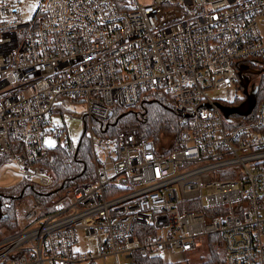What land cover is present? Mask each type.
<instances>
[{"label":"built area","instance_id":"obj_1","mask_svg":"<svg viewBox=\"0 0 264 264\" xmlns=\"http://www.w3.org/2000/svg\"><path fill=\"white\" fill-rule=\"evenodd\" d=\"M242 67L264 73V0H0V155L17 144L11 163L48 184L38 162L66 133L53 117L71 101L96 177L51 203L28 200L24 223L0 237V264L178 262L205 245L206 264H264V98L246 117L220 108L246 100ZM148 90L170 97L175 147L130 127L101 161L109 147L93 122ZM234 90L233 102L216 97Z\"/></svg>","mask_w":264,"mask_h":264},{"label":"trees","instance_id":"obj_2","mask_svg":"<svg viewBox=\"0 0 264 264\" xmlns=\"http://www.w3.org/2000/svg\"><path fill=\"white\" fill-rule=\"evenodd\" d=\"M259 78L261 82L257 94L258 100L264 98V75ZM169 99V95L161 91H145L134 106H116L110 119L95 120L94 135L104 141L116 155L118 133L125 128L136 127L144 138L153 140L160 151L164 147L162 143L164 138L166 136L172 138L168 149L170 150L175 147V140L182 131V127L178 115L167 105ZM18 148L17 144L13 145L10 152L0 155V169L11 163V156L17 152ZM38 165L50 171L52 179L48 184H40L23 177L13 186L0 187V237L18 229L17 203L21 200L30 196L38 203L48 204L76 186L88 185L95 181V155L88 135V126H85L78 143L74 144L67 139L63 144L48 147L47 155L38 162ZM2 228H5L3 233H1ZM193 254L198 261L195 263L191 259V254L188 259H185L184 264L212 262L210 245H205L202 250ZM136 261L137 264H180L179 261L183 260L166 263L160 257H138Z\"/></svg>","mask_w":264,"mask_h":264},{"label":"rangeland","instance_id":"obj_3","mask_svg":"<svg viewBox=\"0 0 264 264\" xmlns=\"http://www.w3.org/2000/svg\"><path fill=\"white\" fill-rule=\"evenodd\" d=\"M29 10L32 12L34 9L33 8H29ZM255 82H257L260 86V78H255L254 79ZM241 95H243L242 91L238 90V91H231L229 93L226 92H217L216 93V97L219 98H224V99H231V101H235L236 98H240ZM239 105L238 103H236L235 105H231V106H237ZM84 113V108L83 106L75 103V102H67L66 103V107L63 111V113H58L57 115H55L53 117L54 121L59 123V124H63L66 126V133L64 135H61L59 137V139H52V138H48L46 140V145L48 146H54L57 143L59 144H63L66 140V137L72 141L74 144L78 143V141L81 139L83 131L85 129V122L84 119H82V115ZM73 116V117H72ZM89 137L90 134L88 133ZM97 138V137H96ZM176 138V137H175ZM174 138V140H175ZM98 139V138H97ZM172 138L170 137H165L164 141L162 142L164 147L161 148V151H166L170 148L171 142H172ZM173 145V144H172ZM108 147V146H107ZM98 157L100 158L101 161H105V162H112L111 159H115V154L114 152L108 148H98ZM110 152V154H109ZM106 155V156H105ZM108 155V160H106ZM111 157V158H110ZM26 176L25 172L21 169V167L15 163H9L4 165L1 169H0V187H10L15 185L17 182L21 181L23 179V177ZM44 175L41 172H38L37 175L35 176V178H33L34 181L40 182L41 178H43ZM32 197H27L23 200H21L20 202H18V229L20 227L21 224L24 223L23 220V211L25 209V204L28 202V200H32ZM17 229V230H18ZM5 232V228H2L1 233ZM121 263H125L126 260H124V257L121 256ZM183 261H179L180 264H184L185 260L183 259V256H181L180 258ZM191 259L195 261V263L198 261V258L192 254L191 255ZM166 263L170 262L169 259H164ZM96 264H116L115 259L114 258H109L106 262H103L102 260H97L95 261ZM84 264H89V263H84ZM94 264V263H93Z\"/></svg>","mask_w":264,"mask_h":264},{"label":"water","instance_id":"obj_4","mask_svg":"<svg viewBox=\"0 0 264 264\" xmlns=\"http://www.w3.org/2000/svg\"><path fill=\"white\" fill-rule=\"evenodd\" d=\"M262 71H252L249 72L246 67H242L239 72L241 86L243 87V93L246 96V100L240 104L238 107H222V111L224 112V115L226 118H229L230 116H249L253 112V108L256 104L257 100V92L258 87H254L252 90H249L250 82L247 80V78L244 76L245 74H255L260 75Z\"/></svg>","mask_w":264,"mask_h":264},{"label":"flooded vegetation","instance_id":"obj_5","mask_svg":"<svg viewBox=\"0 0 264 264\" xmlns=\"http://www.w3.org/2000/svg\"><path fill=\"white\" fill-rule=\"evenodd\" d=\"M264 75V73H261L260 75H255V74H252V75H248V81H251V83L255 82L254 79L255 78H259L260 76ZM250 83V84H251ZM250 87V85H249Z\"/></svg>","mask_w":264,"mask_h":264},{"label":"crops","instance_id":"obj_6","mask_svg":"<svg viewBox=\"0 0 264 264\" xmlns=\"http://www.w3.org/2000/svg\"><path fill=\"white\" fill-rule=\"evenodd\" d=\"M124 260H126L125 257H124ZM126 261H127V260H126ZM126 261H125V262H126Z\"/></svg>","mask_w":264,"mask_h":264},{"label":"bare ground","instance_id":"obj_7","mask_svg":"<svg viewBox=\"0 0 264 264\" xmlns=\"http://www.w3.org/2000/svg\"><path fill=\"white\" fill-rule=\"evenodd\" d=\"M44 159V158H43ZM74 189V188H73Z\"/></svg>","mask_w":264,"mask_h":264}]
</instances>
